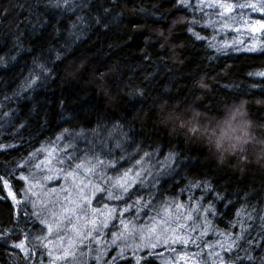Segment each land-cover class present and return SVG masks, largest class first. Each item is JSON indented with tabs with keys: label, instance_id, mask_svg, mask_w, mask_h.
Listing matches in <instances>:
<instances>
[{
	"label": "trees",
	"instance_id": "obj_1",
	"mask_svg": "<svg viewBox=\"0 0 264 264\" xmlns=\"http://www.w3.org/2000/svg\"><path fill=\"white\" fill-rule=\"evenodd\" d=\"M210 2L0 0V145L8 146L0 148V176L12 173V194L0 183V264H52L44 244L30 242L42 224L21 199V177L44 148L53 149L67 171L98 168L90 176L104 189L96 199L114 205L123 219H161L165 209L182 205L183 214L200 222L210 252L260 264L264 172L252 164L218 166L202 145L169 136L157 123L165 102L170 108L197 104L210 117L243 105L264 120V30L237 36V24L223 27L231 21ZM242 14L250 22L264 20V12L249 8L232 13ZM126 171L134 181L118 192L115 184ZM25 236L27 255L14 246ZM237 236L239 247L221 252L216 242L226 245ZM166 253L147 248L137 258L164 264Z\"/></svg>",
	"mask_w": 264,
	"mask_h": 264
},
{
	"label": "rangeland",
	"instance_id": "obj_2",
	"mask_svg": "<svg viewBox=\"0 0 264 264\" xmlns=\"http://www.w3.org/2000/svg\"><path fill=\"white\" fill-rule=\"evenodd\" d=\"M220 11L222 10L219 8L218 14ZM241 16L249 21L246 14ZM256 21L258 20H253L251 24L256 26ZM233 31L239 37L254 32L251 27L240 24L234 26ZM34 156L30 164L32 168L26 175L28 179L23 180L21 199L30 202L40 221L46 220L53 224V231L49 234L46 226L41 223L42 229L37 234L45 237L41 241L44 245L48 241L52 242V246L46 247L47 254L49 251L53 252V256L48 255L51 263L55 256L60 254L56 246L63 244L64 247H67L71 240L75 242L73 246L75 256L57 260L56 264H81V253L88 254L87 264H97L95 257L98 254L97 250L101 248H105L108 253L104 255V261L111 262V264H125V262L126 264H135L139 252L151 248L149 245L156 242L157 233L169 228L175 229L177 235L186 236L189 240L196 241L195 244L187 245L173 244L171 241L168 244L158 243L156 247L164 248L169 262L175 258V254L169 251L171 248H175L179 252H186L189 257H193L199 252L200 255L195 256V259L199 260L200 264H212L215 260V257L210 255V249L205 247L209 245L208 238L205 235L200 240L197 238L202 233L200 222H195L192 218L187 219L189 214H183V210L176 208L171 213L166 212L161 219L145 220L144 216L138 214H133L134 219H123L114 205L103 199H96L99 192L94 193V189L99 185L91 180L90 176L98 174V168L86 165L83 166L82 171H67L62 160H57V154L53 149H41ZM47 177H51V179H47ZM133 181L134 176L132 175L128 174L127 177H124L126 183L132 185ZM116 184L114 188L118 192H124ZM85 197L88 199L86 200ZM93 209L99 211L93 212ZM42 210L46 215H41ZM109 212H111L110 218ZM191 217L193 216L191 215ZM92 220L96 221L95 225L89 222ZM121 221L124 223L122 224ZM161 221L166 223L161 224ZM56 222L59 223L58 227H56ZM112 222L116 225H110ZM178 225H183V228H179ZM73 226L79 229V234L74 231ZM152 229L156 231L152 232ZM89 231L92 232V236H88ZM114 234L121 238L117 240L116 244H111L110 241L114 238ZM97 238L100 243H97ZM30 239L32 240V238ZM81 240L83 243H80ZM140 245L145 247H140ZM125 246H127L125 252L119 256L118 253ZM90 249L91 254H89ZM201 249L203 250L201 251ZM213 251L217 252L215 248ZM99 264H103V262H99ZM190 264H192L191 261Z\"/></svg>",
	"mask_w": 264,
	"mask_h": 264
},
{
	"label": "clouds",
	"instance_id": "obj_3",
	"mask_svg": "<svg viewBox=\"0 0 264 264\" xmlns=\"http://www.w3.org/2000/svg\"><path fill=\"white\" fill-rule=\"evenodd\" d=\"M200 86L208 88L207 84ZM196 100L202 101L203 97L198 96ZM156 115L157 123L167 129L169 136H182L186 142L202 145L207 157L218 166H242L243 170L252 164L257 171L264 172V120L250 116L243 105L223 117H210L200 105L170 108L165 102L158 105ZM241 117L243 124L239 122ZM41 215L46 213L42 210ZM43 239L42 235L34 236L30 241L33 248L39 247ZM87 255L81 253V264H87ZM103 257L100 262L111 264ZM260 264H264V259Z\"/></svg>",
	"mask_w": 264,
	"mask_h": 264
},
{
	"label": "snow or ice",
	"instance_id": "obj_4",
	"mask_svg": "<svg viewBox=\"0 0 264 264\" xmlns=\"http://www.w3.org/2000/svg\"><path fill=\"white\" fill-rule=\"evenodd\" d=\"M182 2H186V0H182ZM201 3H204L205 0H200ZM209 7H218L220 8L222 11H220L219 15L222 19H224L225 21H231V23L226 22L223 27H231L232 24H240V25H244V26H248L252 28V31H257V30H264V20L261 21H256V26H253L251 24L250 21H246L244 19L243 16H240L239 18H237L236 16H233L232 13L234 11L235 8L239 7V8H249L251 10L254 11H261L264 12V0H258V2H252V3H246V4H240V5H234V4H229V3H225L224 0H211V2L208 4ZM209 23H211V21H209ZM258 26V27H257ZM191 31V29H189ZM198 36V34H197ZM199 38V36H198ZM215 46V45H213ZM217 50L219 51L220 49L217 48ZM41 68H43V65H41ZM260 75H264V73H260ZM32 84L35 83V81L33 80L31 82ZM29 87H31V84L28 85ZM5 116H7L8 114L5 113ZM65 131H67V129H65ZM8 147L7 145H0V148H6ZM145 155H148L147 153H145ZM171 158V154L169 156V159ZM139 163V162H137ZM82 165H77V167H81ZM37 167H39V165H37ZM12 173L8 174V177L5 176H0V183H3L4 187L7 188L9 190V194H12L11 192V183H10V179L9 177H11ZM128 176V172L126 171L124 173V177ZM124 177H121L117 180V187L122 188V190L124 192H127L128 189L131 187L130 183H126L124 182ZM22 180H27V177L22 176L21 177ZM47 179H51V177H47ZM194 187L198 186V185H193ZM30 191V189H29ZM104 191V189L100 188L99 186H96V188L94 189V193L95 192H102ZM109 197L112 196L111 191L108 192ZM119 197H117L118 199ZM13 199L15 200V195H13ZM85 199L87 200L88 198L85 197ZM177 208L182 207V205H177ZM209 208H211V205H209ZM208 209H205V211H207ZM93 212H98V209H93ZM165 211L167 212V209H165ZM108 216L110 218L111 216V212L108 213ZM191 215H189L187 217V219H191ZM90 223H92L93 225H95L96 221L92 220L89 221ZM105 223L107 222L106 220L104 221ZM41 223L44 224L47 228L48 233L50 234L53 231V224L49 223L46 220H41ZM121 223L123 224L124 222L121 221ZM165 221H161V224H165ZM59 226V223L56 222V227ZM125 227L127 228V225H125ZM179 228H183V225H178ZM74 231L77 232V234H79V229H77L75 226H73ZM207 230V229H206ZM152 232H155V229L151 230ZM201 236L204 235V233L202 232L200 234ZM88 236H92V232L89 231L88 232ZM121 236H123V233H121ZM121 237L120 236H116L114 234V238L110 241L111 244H116L117 240H119ZM242 239V236H237L235 239H232L230 243L222 244L220 241H217V245L221 248V252H224L225 250L227 251H231L233 248H237L239 247V245L237 244V241ZM44 240V239H43ZM26 241H27V236H25L23 239H21L18 243H16L14 246L19 248L21 251H23L26 255L29 254V249L26 246ZM169 241H171V243L175 244V243H180V244H195L196 241L195 240H189L186 236H181V235H177L176 234V230L175 229H167L166 231L162 230L161 232L157 233L156 235V242L152 243L151 245H149V247L151 248H156L158 243H163V244H168ZM74 241L69 240V244L67 247H64L63 244L57 245L56 248L60 251V254L55 256V258L52 260V264H56L57 260H64L67 257H74L75 256V252L73 251V246H74ZM80 243H83V240L80 241ZM97 243H100L99 239L97 238ZM248 243L251 245L253 243H257L255 241H248ZM45 247H50L52 246V242L48 241V243L46 245H44ZM125 248H121L120 253H118L119 256H122L123 253L126 250ZM140 247H145L144 245H140ZM205 247H208L209 249L212 248V245H206ZM203 249H201L202 251ZM169 251L173 254H175V258L173 260H171V262L169 261H165L164 264H180V262H183V264H190V261L192 262V264H200L199 260L195 259V256H199L200 253H196L194 254L193 257H189V255L186 252H179L177 249L175 248H171L169 249ZM98 254L95 257V260L97 262V264H99L100 262V258L101 255H106L107 250L105 248H101L97 250ZM246 252V258L251 261L253 259H255V257H253L252 255H247V250H245ZM89 254H91V249L89 251ZM154 254V253H152ZM48 255L51 257L53 256V252L49 251ZM210 255L215 257V260L213 261V264H236V260H239L240 257H236V260H232L227 258L226 256L222 255L221 253L218 252H210ZM115 257L113 258V260L115 261ZM143 258H137L135 264H141V260ZM126 264V262H125Z\"/></svg>",
	"mask_w": 264,
	"mask_h": 264
}]
</instances>
